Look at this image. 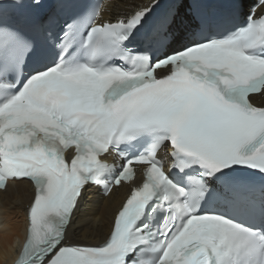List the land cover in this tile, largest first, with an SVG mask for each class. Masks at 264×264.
<instances>
[{
	"label": "snow or ice",
	"instance_id": "1",
	"mask_svg": "<svg viewBox=\"0 0 264 264\" xmlns=\"http://www.w3.org/2000/svg\"><path fill=\"white\" fill-rule=\"evenodd\" d=\"M124 3L0 5V189L33 187L13 264H264V0L227 35L243 3ZM89 185L128 188L96 244Z\"/></svg>",
	"mask_w": 264,
	"mask_h": 264
},
{
	"label": "bare ground",
	"instance_id": "2",
	"mask_svg": "<svg viewBox=\"0 0 264 264\" xmlns=\"http://www.w3.org/2000/svg\"><path fill=\"white\" fill-rule=\"evenodd\" d=\"M137 2L146 3L147 0ZM127 3L130 0H125L124 6ZM127 192L128 189L121 187L108 198H100L95 190L85 189L72 229L75 238L90 244L99 243L108 234L109 225ZM32 194L33 189L27 182L11 184L4 193H0V264H11L16 257V249L23 240L24 209Z\"/></svg>",
	"mask_w": 264,
	"mask_h": 264
}]
</instances>
